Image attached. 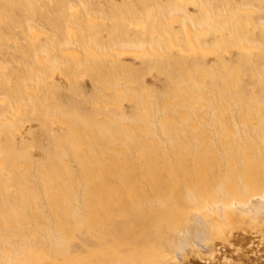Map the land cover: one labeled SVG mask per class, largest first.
Returning <instances> with one entry per match:
<instances>
[{"label": "rangeland", "instance_id": "rangeland-1", "mask_svg": "<svg viewBox=\"0 0 264 264\" xmlns=\"http://www.w3.org/2000/svg\"><path fill=\"white\" fill-rule=\"evenodd\" d=\"M196 1L0 0V264H30V230L63 212L35 207L39 193H111V167L147 175L159 137L221 144L230 121L264 143V0ZM263 227L171 249L167 264H264Z\"/></svg>", "mask_w": 264, "mask_h": 264}, {"label": "bare ground", "instance_id": "bare-ground-1", "mask_svg": "<svg viewBox=\"0 0 264 264\" xmlns=\"http://www.w3.org/2000/svg\"><path fill=\"white\" fill-rule=\"evenodd\" d=\"M177 17L167 19L175 21ZM93 19L89 16L90 22ZM183 31L192 44L196 30L188 20ZM166 37L173 43L169 30L159 34L161 40ZM144 53L147 50H118V55L126 59ZM223 130L225 138L221 144L204 141L205 144H195L191 149H186L185 144H182L184 149L170 147L169 143L167 146L159 137L155 143L157 157L145 164L147 175L124 174L129 170L125 160L111 167V193L99 188L86 192L39 193L32 202L35 207L44 209L54 204L63 212L45 214L42 223L30 230L31 242L37 247L32 249L29 263L167 264L171 249H187L192 254L194 244L197 247L196 243L200 242L199 246L202 241L207 253L216 239L229 242L240 231L261 229L264 143L232 136L230 121ZM202 131L198 126L205 140ZM176 150L183 151V158ZM72 171L78 172L79 168ZM11 258V254H6L4 259Z\"/></svg>", "mask_w": 264, "mask_h": 264}]
</instances>
